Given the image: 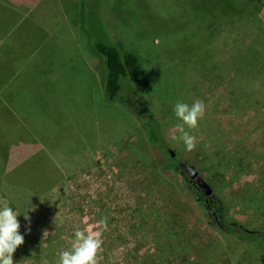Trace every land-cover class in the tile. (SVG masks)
I'll return each instance as SVG.
<instances>
[{
    "label": "rangeland",
    "instance_id": "1",
    "mask_svg": "<svg viewBox=\"0 0 264 264\" xmlns=\"http://www.w3.org/2000/svg\"><path fill=\"white\" fill-rule=\"evenodd\" d=\"M113 1L119 3V22L124 20L128 24L131 47L142 31L143 42L146 38L148 45L158 48L163 37L154 35L159 30L157 25L166 24L165 30L177 37L208 19L202 0ZM258 16L264 22V0L258 7ZM79 43L74 40L72 43V84H67L66 90L72 105L67 100L64 114L67 118L72 115L71 125L82 131L87 129L88 142L98 147L91 146L86 154L68 160L62 156L64 165L58 160L61 168L12 170L11 176L17 173L19 183H7L0 188V206H11L10 198L2 192L6 188L19 214L30 209V232L25 231L29 221L23 215L18 217L24 242L29 236L47 241L53 229L58 228L62 236L60 251L67 250L74 242V231L79 228L93 235L99 233L102 248L97 264H183L185 261L187 264H264L263 241H243L215 226L212 212L199 199L197 188L190 182L196 188L191 189L179 173L163 170L166 158L148 143L141 130H128L130 122L140 123L141 119L119 103L107 104L101 99L104 58L92 55L94 48H87L84 40L82 46L86 50L78 51L75 45ZM218 44L217 51L225 62L231 48ZM173 51V58L169 59L171 66L176 67L178 74L185 68V102L202 100L206 105L198 126L194 129L185 126L196 137L192 151H186L182 141L173 139L180 121L171 118L172 109V112L156 109L160 118L170 120L166 133L176 158L195 166L200 177L212 186L214 196L226 205L229 221L264 232L263 102L236 101L240 94H234L230 77L234 78L236 73L227 68L229 62H225L224 69L231 72L230 77L225 72L214 83L203 76L196 77L194 65ZM178 64L184 67L178 68ZM153 70L162 72L164 80L173 74L178 78L175 69L174 73L166 67ZM65 78L69 80V71ZM252 90L256 96L261 93L257 86ZM80 91L83 105L76 106L74 98ZM207 148L215 152L218 160L222 158L224 170L211 169L206 164ZM12 179L9 177L7 181ZM104 218L107 229L99 223ZM44 246L48 247L46 243ZM13 259L14 264H57L58 261L50 259L36 245L25 247L24 243L17 248Z\"/></svg>",
    "mask_w": 264,
    "mask_h": 264
},
{
    "label": "trees",
    "instance_id": "2",
    "mask_svg": "<svg viewBox=\"0 0 264 264\" xmlns=\"http://www.w3.org/2000/svg\"><path fill=\"white\" fill-rule=\"evenodd\" d=\"M168 1L174 2V0ZM202 1L205 6H203L204 13L208 17L207 21L191 27L190 31H185L177 37L176 34L170 33V30H165L166 24L165 27L162 24L157 25L159 30L154 35L161 34L163 37L158 48L154 44L148 45L146 38L143 42L142 31L137 36V43L133 47L130 46L127 33L129 28L126 26L128 24L124 20L119 22L121 15L118 12V2L82 0L81 5L85 10L86 18V39L82 41H86L87 48H94L95 53L91 52L92 55L99 54L104 58V73L101 81L103 99L107 104L117 102L135 113L141 122L133 121V124L130 122L128 130H141L148 143L159 149L166 158L163 170H173L189 183L191 182L189 176L180 171L181 161L176 157L173 158L168 152L172 148L166 133V124L170 120L169 122L163 120L156 112L157 108L173 111L177 101L185 102L186 93L184 92L187 90L184 78L185 68H181L184 66L180 67L178 64V68L184 70L178 74L176 67L171 66L169 59L172 57V51H176L177 53L173 51V54L181 56L186 62L194 65L196 77L203 76L214 83L225 76V62H229L227 68L230 71L235 70L236 76L230 77L231 72L227 71V77L233 79L234 94H240L239 100L236 101L248 99L250 102H263L264 105V22L258 16V7L262 0ZM123 17L127 18L124 15ZM85 35L82 34V38ZM218 43L224 47L227 44L231 48L228 51L229 58H226L225 62L221 58V53L217 51L220 47ZM161 67H166L173 73L175 69L178 78L176 79L173 74L164 80L162 72L153 70V68L158 70ZM176 80L178 83L175 82ZM253 86H257L261 92L258 96L253 94ZM169 103L171 108L168 107ZM206 153L205 162L211 169L224 170L225 163L222 158L218 160L215 152H209V148L206 149ZM189 187L196 189L191 183ZM196 190L199 199L205 202L207 209L211 212L212 209L215 210L217 218L211 215L215 226L236 235L240 240H262L264 245L263 231L251 230L239 222L229 221L226 217V205L222 199L215 196L206 198L200 190ZM5 194L10 198L11 206L16 207L15 200L7 193ZM206 199L209 200L208 203ZM53 230L47 241L29 236L24 246L36 245V248L46 252L50 259H58L62 236L58 228ZM44 243L48 247H45Z\"/></svg>",
    "mask_w": 264,
    "mask_h": 264
},
{
    "label": "crops",
    "instance_id": "3",
    "mask_svg": "<svg viewBox=\"0 0 264 264\" xmlns=\"http://www.w3.org/2000/svg\"><path fill=\"white\" fill-rule=\"evenodd\" d=\"M81 5L82 0H0V188L19 183L12 170L61 168L62 156L68 160L98 147L88 142L87 129L71 125L72 115L64 114L67 100L72 105L66 90L72 84L73 40L80 42L78 51L85 50ZM81 91L76 106L83 105Z\"/></svg>",
    "mask_w": 264,
    "mask_h": 264
},
{
    "label": "clouds",
    "instance_id": "4",
    "mask_svg": "<svg viewBox=\"0 0 264 264\" xmlns=\"http://www.w3.org/2000/svg\"><path fill=\"white\" fill-rule=\"evenodd\" d=\"M205 111L206 105L202 100H196L191 104L177 101L173 106V114L180 121L175 126L178 134L173 139L182 141L186 151H192L196 147V137L186 130L185 126L187 129L196 128ZM29 210L25 214H19L18 210L8 204L0 206V264H14L13 255L24 243L25 238L20 232L21 224L18 217L23 215L25 220L29 221L25 231L30 232ZM99 223L107 229L106 218ZM101 248L102 240L99 233L93 235L77 228L74 231L71 248L60 252L57 264H97V255Z\"/></svg>",
    "mask_w": 264,
    "mask_h": 264
},
{
    "label": "water",
    "instance_id": "5",
    "mask_svg": "<svg viewBox=\"0 0 264 264\" xmlns=\"http://www.w3.org/2000/svg\"><path fill=\"white\" fill-rule=\"evenodd\" d=\"M169 154L175 158L176 157V152L172 148L168 150ZM180 171L182 174H186L189 176L191 183L198 189L200 190L203 195L206 198H211L214 197V190L212 186L204 179L200 177L199 171L195 168V166L185 163V162H180ZM208 199H206V202L208 203ZM212 214L215 218H217L215 210L212 209Z\"/></svg>",
    "mask_w": 264,
    "mask_h": 264
}]
</instances>
